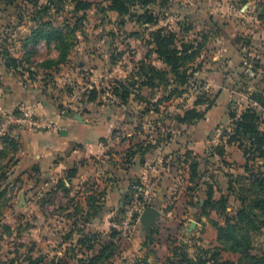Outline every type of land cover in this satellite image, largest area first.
Listing matches in <instances>:
<instances>
[{
  "label": "rangeland",
  "instance_id": "obj_1",
  "mask_svg": "<svg viewBox=\"0 0 264 264\" xmlns=\"http://www.w3.org/2000/svg\"><path fill=\"white\" fill-rule=\"evenodd\" d=\"M88 1L92 2L90 8L75 11V0H15L11 4L0 0V73L6 66L19 81L41 88L45 102L59 110L87 112L93 120L107 118L109 109L114 110V115L128 122L113 126L117 136L131 131L169 139L187 136L189 129H196L197 135L207 132L212 142L204 158L213 161L192 151L181 155L199 163L194 180L198 189H204L207 197L210 184L213 199L220 202L223 197L227 205L225 212L210 207L204 212V203L193 207L174 234L169 232L172 224L167 216L145 224L138 211L127 237L115 224L124 220L126 209L134 202L148 204L141 191L131 193L133 198L113 216L109 248L93 264H135L145 259L170 264L166 257L175 243L184 245L192 257L200 248L213 249L219 243L211 220L223 224L225 215L236 213L244 178L256 171V162L247 159L238 142L229 144L240 150L241 162L223 156L227 141L237 135L236 120L248 107L255 108L259 128L264 131V0H149L144 7L141 3L132 7L133 13L148 8L156 24L138 23L130 15L119 17L109 9L107 0ZM54 28L63 29L71 46L65 60L45 65L49 60L56 62L60 54L49 34ZM158 29L173 33L170 45L185 57L183 86L174 82L171 67L159 56L160 45L153 34ZM142 65L143 71L152 66L165 71V80L157 76L153 86H140ZM189 111H196L195 116ZM220 147L224 148L221 156L217 154ZM17 152L14 137L0 138V264H64L62 257L48 259L32 253L36 212L42 211L43 217L47 213L31 204L68 203L83 200V195L74 188L72 193L50 196L44 190L43 177L36 179L19 165ZM39 227L38 234H44L45 224ZM72 227L81 230L79 225ZM252 234L251 253L260 256L264 254V232ZM222 254L239 258L231 252Z\"/></svg>",
  "mask_w": 264,
  "mask_h": 264
},
{
  "label": "crops",
  "instance_id": "obj_2",
  "mask_svg": "<svg viewBox=\"0 0 264 264\" xmlns=\"http://www.w3.org/2000/svg\"><path fill=\"white\" fill-rule=\"evenodd\" d=\"M0 74V114L35 106L39 114L49 116L56 124L52 129L18 130L12 135L18 143L19 165L29 169L36 179L43 177L44 190L50 196L61 191L72 193L74 188L83 195V200L70 199L68 203L31 204L47 213L43 217L42 211L36 212L32 253L48 259L62 257L64 264H81V257L84 260L93 256L111 242L109 231L117 208L125 206L131 193L138 190L147 199V206L159 210L158 217H168L172 224L169 232L173 234L193 207L203 205L206 196L191 179L190 156L185 160L181 154L192 151L213 161L212 157L204 158L212 142L207 132L197 135L196 129H189L187 136L169 139L131 131L117 136L113 126L128 122L114 115V110L109 109L107 118L94 120L87 112L75 111L83 118L79 121L75 112L45 102L41 88L19 81L6 66ZM231 147L227 144L223 159L241 162L240 150ZM73 181L79 184L73 185ZM42 223L45 233L39 235ZM57 224L65 227L55 228ZM74 225L81 226V230L73 231Z\"/></svg>",
  "mask_w": 264,
  "mask_h": 264
},
{
  "label": "trees",
  "instance_id": "obj_3",
  "mask_svg": "<svg viewBox=\"0 0 264 264\" xmlns=\"http://www.w3.org/2000/svg\"><path fill=\"white\" fill-rule=\"evenodd\" d=\"M6 4L14 3L15 0H3ZM109 1V9L116 11L119 17L130 15L138 23H153L156 24L154 14L145 8L142 12H132V7L136 3H141L144 7L148 4L149 0H107ZM92 6V2L88 0H75V11H84ZM164 29H158L153 34L155 40L159 43V56L161 60L171 67V72L175 75L174 82L178 86H183L186 83V73L183 70L185 64V57L180 54L177 47H172L171 38L174 37L173 33L164 34ZM42 32V31H39ZM49 34L54 36L56 46L60 51L59 58L55 62L49 60L45 65H52L66 59L67 51L71 44L67 42L63 29L54 28ZM68 37V36H67ZM49 40V39H48ZM186 50V49H185ZM184 53V51L182 52ZM195 53V52H193ZM142 70L139 75L142 77L140 86L151 87L157 76L161 80H165L166 72L154 66L148 70L143 71V65L140 67ZM150 72V73H149ZM178 87L175 92L178 91ZM173 92V94L175 93ZM173 94H170L172 96ZM125 97V96H124ZM126 98V97H125ZM196 111H189L188 114L195 116ZM258 113L255 108L248 107L242 112L241 116L236 120V136L227 141V143L238 142L247 159H252L256 163V171L244 179L250 180L249 183L244 181L240 194L241 207L231 217L225 215V222L220 224L217 220H211L212 224L217 229L218 246L213 249H198L196 256H190L188 249L184 245H177L171 247L166 261L170 264H264V254L257 256L251 253L253 249V234L252 232H264V131L259 128ZM183 121V120H180ZM220 156L224 154V148L220 147L218 153ZM251 155L252 157H249ZM263 161V163H260ZM199 163H191V179H195L198 172ZM213 186L207 185V197L202 207L206 212V208L210 207L211 210L225 212L227 205L222 197L221 201L213 199ZM133 197L129 196V200ZM224 199V200H223ZM128 200V201H129ZM214 201L219 203L214 205ZM88 238V237H87ZM109 243L102 245L99 252L90 259H81V264H93L100 260L101 256L105 254L109 248ZM231 252L239 254L237 260L224 257L222 253ZM88 260V262H87ZM54 264V263H53ZM135 264H152L147 259L142 260Z\"/></svg>",
  "mask_w": 264,
  "mask_h": 264
},
{
  "label": "built area",
  "instance_id": "obj_4",
  "mask_svg": "<svg viewBox=\"0 0 264 264\" xmlns=\"http://www.w3.org/2000/svg\"><path fill=\"white\" fill-rule=\"evenodd\" d=\"M55 126V122L49 116L39 114L35 106H26L0 114V138L12 136L18 130H48ZM146 207L147 205L142 202H134L126 209L124 220L120 224H115L122 235L127 237L130 235L135 214L138 211L142 214Z\"/></svg>",
  "mask_w": 264,
  "mask_h": 264
},
{
  "label": "water",
  "instance_id": "obj_5",
  "mask_svg": "<svg viewBox=\"0 0 264 264\" xmlns=\"http://www.w3.org/2000/svg\"><path fill=\"white\" fill-rule=\"evenodd\" d=\"M75 117L79 121H83L82 116L79 113L75 112ZM159 210L155 206H147L142 213V219L148 224L149 221L153 220L154 218L159 216Z\"/></svg>",
  "mask_w": 264,
  "mask_h": 264
}]
</instances>
